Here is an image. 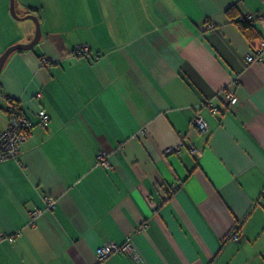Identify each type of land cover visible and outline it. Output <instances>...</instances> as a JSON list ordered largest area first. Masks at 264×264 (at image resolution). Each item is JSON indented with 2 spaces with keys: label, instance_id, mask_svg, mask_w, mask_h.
Returning <instances> with one entry per match:
<instances>
[{
  "label": "crops",
  "instance_id": "crops-1",
  "mask_svg": "<svg viewBox=\"0 0 264 264\" xmlns=\"http://www.w3.org/2000/svg\"><path fill=\"white\" fill-rule=\"evenodd\" d=\"M14 5L39 18L41 38L0 72V132L14 103L35 123L18 159L0 162V264H264V49L246 59L264 41V0ZM9 7L0 0V54L35 30ZM247 12L253 40L235 23ZM80 43L88 56L73 55ZM44 195L56 205L31 226ZM127 239L139 260L97 261L101 244Z\"/></svg>",
  "mask_w": 264,
  "mask_h": 264
},
{
  "label": "built area",
  "instance_id": "built-area-1",
  "mask_svg": "<svg viewBox=\"0 0 264 264\" xmlns=\"http://www.w3.org/2000/svg\"><path fill=\"white\" fill-rule=\"evenodd\" d=\"M245 18L247 20H253L256 18L255 13L247 12L242 15H239L237 19ZM213 27L212 23L207 25V28ZM264 49V41H261L260 45L255 47L251 53L246 56L247 61H257L261 59V52ZM90 53V47L87 44L80 43L75 45L73 49V55L77 57H86ZM49 59L46 57L42 58V62H46ZM40 93H37L39 96ZM224 100L228 104H235L238 101V97L234 90L230 87H226L222 91ZM212 111L215 112V108H212ZM36 116L38 118V124L46 126L49 122V115L43 109L39 108ZM34 122L22 112L18 106H11L9 109L8 115V126L6 129L0 132V162L6 161L9 159H16L19 157L21 151V145L25 142L34 126ZM192 124L197 127L199 130L205 132L208 130L207 121L201 116L197 115L193 118ZM180 144V143H179ZM180 145H175L168 147V152H178ZM197 150L194 147L190 148L191 153H195ZM97 160L100 164L108 166L107 156L105 151L100 150L97 153ZM44 205L42 207H36L29 210V225L34 226V219L41 215L44 211L54 209L56 205V199L50 195H44L43 197ZM20 235V230L15 231L13 235L10 236H1V239H7L12 242L17 236ZM231 239L238 240L240 235L237 231H233L229 236ZM113 253H124L130 255L133 259L139 260V254L136 251L135 247L131 243L130 239H127L123 244H116L114 242H106L101 244L96 249V259L98 262L107 259Z\"/></svg>",
  "mask_w": 264,
  "mask_h": 264
},
{
  "label": "water",
  "instance_id": "water-1",
  "mask_svg": "<svg viewBox=\"0 0 264 264\" xmlns=\"http://www.w3.org/2000/svg\"><path fill=\"white\" fill-rule=\"evenodd\" d=\"M10 13L15 19L19 20H31L35 25V30L32 38L27 43H16L9 47H7L1 54H0V72L1 69L7 59V57L16 50H28L32 48L37 42H39L41 38V27L39 18L33 13H27L25 15H18L15 10L14 0H10Z\"/></svg>",
  "mask_w": 264,
  "mask_h": 264
},
{
  "label": "trees",
  "instance_id": "trees-1",
  "mask_svg": "<svg viewBox=\"0 0 264 264\" xmlns=\"http://www.w3.org/2000/svg\"><path fill=\"white\" fill-rule=\"evenodd\" d=\"M234 10V6H231L227 9V15L229 17H234L236 16V12H233ZM242 15V14H241ZM238 17V16H237ZM235 19V23L238 26V29L241 31V33L248 39V40H253L259 37V32L257 30V28L254 26L253 24V20H247L245 18L242 17V19ZM11 106H18L15 103ZM10 109V108H9ZM9 109H8V115H9ZM31 133V131H30ZM30 135V134H29ZM18 159V158H16Z\"/></svg>",
  "mask_w": 264,
  "mask_h": 264
}]
</instances>
